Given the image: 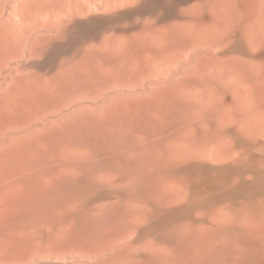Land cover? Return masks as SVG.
Masks as SVG:
<instances>
[{"label": "rangeland", "instance_id": "obj_1", "mask_svg": "<svg viewBox=\"0 0 264 264\" xmlns=\"http://www.w3.org/2000/svg\"><path fill=\"white\" fill-rule=\"evenodd\" d=\"M260 174L264 0H0V264H264Z\"/></svg>", "mask_w": 264, "mask_h": 264}, {"label": "bare ground", "instance_id": "obj_2", "mask_svg": "<svg viewBox=\"0 0 264 264\" xmlns=\"http://www.w3.org/2000/svg\"><path fill=\"white\" fill-rule=\"evenodd\" d=\"M10 42H12L14 45H16L17 46V48L19 49V50H21L22 48H23V40H21V39H19V38H15V37H11L10 38ZM23 50V49H22ZM199 99V98H198ZM200 100H203L202 98L200 99ZM206 171V170H205ZM206 173H207V171H206ZM202 174V173H201ZM207 175V174H206ZM213 176V175H212ZM218 177V176H217ZM216 177V178H217ZM207 178H208V176H207ZM205 179V178H204ZM256 179H257V183H263L264 184V174H260V175H258L257 177H256ZM220 180V179H219ZM205 181H207L206 179H205ZM204 181V182H205ZM224 181V180H223ZM206 183V182H205ZM258 186V185H257ZM211 187H212V189H215V190H222V186L221 185H219L218 184V182L216 183V182H214V184L212 183L211 184ZM222 194H217V195H214V196H216V197H219V196H221Z\"/></svg>", "mask_w": 264, "mask_h": 264}]
</instances>
